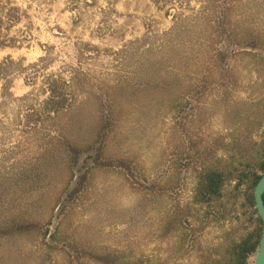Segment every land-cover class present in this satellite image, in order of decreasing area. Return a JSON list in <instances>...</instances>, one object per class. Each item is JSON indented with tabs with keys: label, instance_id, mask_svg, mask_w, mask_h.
Returning a JSON list of instances; mask_svg holds the SVG:
<instances>
[{
	"label": "rangeland",
	"instance_id": "rangeland-1",
	"mask_svg": "<svg viewBox=\"0 0 264 264\" xmlns=\"http://www.w3.org/2000/svg\"><path fill=\"white\" fill-rule=\"evenodd\" d=\"M10 1L0 264H236L261 233L264 0ZM50 76L72 106L31 132Z\"/></svg>",
	"mask_w": 264,
	"mask_h": 264
},
{
	"label": "trees",
	"instance_id": "trees-1",
	"mask_svg": "<svg viewBox=\"0 0 264 264\" xmlns=\"http://www.w3.org/2000/svg\"><path fill=\"white\" fill-rule=\"evenodd\" d=\"M13 11H15V9L12 7L10 0H0V27L3 26L5 22L11 24L16 20L15 17L8 14ZM0 45L3 44L0 42ZM3 67L4 66L0 64V76H3ZM42 91L47 97L40 103V109L33 110L32 113L27 116L28 125H32V127L29 128L31 132L39 129L52 119H58L70 109L74 100V95L71 93L68 82L61 77H47L44 80ZM68 149L73 154L76 151L73 146L68 147ZM261 170L264 172V163L261 166ZM259 178L260 176L256 177V182ZM221 185V174L212 173L202 181L200 185L201 193L204 195H215L219 192ZM258 241L259 239L252 241L251 238H248L239 245L236 254V264H246L248 256L257 250Z\"/></svg>",
	"mask_w": 264,
	"mask_h": 264
},
{
	"label": "water",
	"instance_id": "water-1",
	"mask_svg": "<svg viewBox=\"0 0 264 264\" xmlns=\"http://www.w3.org/2000/svg\"><path fill=\"white\" fill-rule=\"evenodd\" d=\"M264 172L255 184L253 199L256 213L261 221V233L253 264H264Z\"/></svg>",
	"mask_w": 264,
	"mask_h": 264
},
{
	"label": "flooded vegetation",
	"instance_id": "flooded-vegetation-1",
	"mask_svg": "<svg viewBox=\"0 0 264 264\" xmlns=\"http://www.w3.org/2000/svg\"><path fill=\"white\" fill-rule=\"evenodd\" d=\"M264 195V194H263Z\"/></svg>",
	"mask_w": 264,
	"mask_h": 264
}]
</instances>
